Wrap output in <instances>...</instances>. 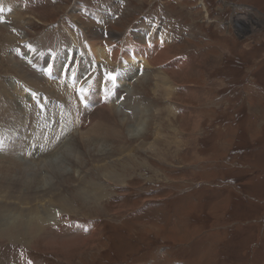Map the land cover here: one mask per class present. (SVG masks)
I'll return each mask as SVG.
<instances>
[{
  "label": "rangeland",
  "instance_id": "obj_1",
  "mask_svg": "<svg viewBox=\"0 0 264 264\" xmlns=\"http://www.w3.org/2000/svg\"><path fill=\"white\" fill-rule=\"evenodd\" d=\"M5 1L11 11L0 16V85L8 91L0 93V104L10 98L31 106L43 94L47 107L35 105L37 109L46 117L61 112L65 119L69 111L58 106L63 103L74 110L71 102L77 94L63 82L62 70L72 76V67H82L80 61L89 58L93 60L87 75H93V68V72L97 68L109 72L112 68L106 64L112 62L111 45L125 48L128 36L142 46L156 36L165 48L160 45L143 54L154 66L146 67L142 57L138 64H132L135 59L130 57L121 62L133 70L128 82L148 103V113L154 112L155 120L150 117L152 125L149 123L144 137L123 139L125 131L122 141L108 142L105 148L110 157L103 161L112 164L108 170L95 168L100 150L93 156L80 155L75 165L64 162L70 176L56 191L70 199L88 195L81 203L73 202L75 211L70 215L87 230L69 228L56 215L58 223L49 225L41 243L29 237L18 241L1 238L0 264H264V0ZM88 41H96L104 56L94 46L91 50ZM65 47L66 53L72 52L57 66V55ZM164 52L167 58L162 62L163 56L157 57ZM35 60L43 64L41 69L31 65ZM51 65L56 71L51 76L59 79L43 73ZM156 77L173 95L156 87ZM94 89L89 96L94 110L82 114L77 102L76 110H71L80 119L69 115L64 122L56 116L66 141L79 139L113 106L111 100H100L99 92L104 89L100 84ZM125 104H118L123 107L119 109L133 115L132 106ZM156 138L158 145L148 149ZM120 146L126 148L122 154ZM110 170V175L119 178L108 177ZM83 176L85 181L79 179ZM89 179L105 185L101 201L89 197L86 187L94 184ZM79 190L86 192L82 195ZM4 199L11 205L17 200ZM47 200L46 206L41 200L32 204L43 211L46 207L47 214L63 210ZM14 207L5 210L14 217L10 223L17 217ZM23 220L29 221L28 217ZM49 232L63 233L60 237L68 245Z\"/></svg>",
  "mask_w": 264,
  "mask_h": 264
},
{
  "label": "bare ground",
  "instance_id": "obj_2",
  "mask_svg": "<svg viewBox=\"0 0 264 264\" xmlns=\"http://www.w3.org/2000/svg\"><path fill=\"white\" fill-rule=\"evenodd\" d=\"M10 11H11V7L9 6V4H7V1L1 0L0 1V16L9 15ZM242 26L244 29L249 28L248 26H245V25H242ZM155 37L156 36H154L153 38H150L149 40L147 39L148 42H146L147 44L144 42L146 44L144 46H142V44L140 45V44L135 43L134 42L135 40L130 36L127 37V41H124L126 44L125 48H124V46L119 47L118 44L111 45V48L109 49L111 57L110 56L109 57L111 58L110 61H112V62L111 63L107 62V64L104 63V65L106 64V66H109L112 69L110 68L111 70L109 72H106V74L102 73L99 78L95 79V82H96V84H102V79L105 81L104 82L105 89L102 91L101 95L105 94V92L110 87L113 88L112 92L115 93V95H112V93H111L112 96H111V101H110L111 102L110 104L112 105V103H113V106H111L109 111H106L107 113L105 115L102 114V118H101L100 122H98L97 124L94 123V126L89 131H87L85 134H83L82 136L80 135L79 139L74 138L72 141H66L65 140V138H66L65 129H63L62 127H59L60 121L58 122V120L56 119L57 115H55L54 113H51V115H52L51 120L50 119L46 120L45 117L42 115V113H40L39 110L34 105L29 106L30 105L29 104L28 106H26V104H22V103L18 104L16 102V100H14V101L12 100L13 102L11 100H9L10 98L8 100H6V102L4 101L5 102L4 104L1 103L3 105L0 107V137H3V134L7 135V137L5 139H2L1 144H0V218L2 219V220L1 219L0 220L2 221L1 223L4 224V226H2V227L0 226V239L1 238L2 239L7 238V239L12 240V241H14V240L18 241L19 238L20 239L21 238L26 239V237H29L30 240H32L35 243L36 242L38 243L40 241H44L46 238L45 233L47 231H49V225L53 226L54 223H58V222H56V220H54L56 215L60 216L58 218L59 223H66V224H68L69 228L78 229L81 232L87 230L88 227L85 224H83L81 220H77V219L73 220V218L70 217L72 212L75 211L74 210L75 205H73V202L78 200L81 203V201H83L86 197H88L87 194L83 195V193L85 194L86 190L89 191V193L91 194V195H89V197L92 196L93 200L100 199L101 196L105 192V188H104L105 185L100 186L101 183L98 185L99 181H96V183H94L92 180L89 179L88 181L89 182L92 181L94 184L89 183L87 181V183H89L90 185L85 184V186L87 185V187H86L87 189L85 188L86 189L85 192L83 191L84 190L83 187H85V186L81 187L83 190H79V191H82L80 193L84 197H82V196L81 197H75L73 195L74 196L73 199L67 198L65 193H63V192L59 193L58 192L59 190L56 191L60 187L66 185V183L64 184V182L70 176L69 175L70 173L68 172L69 170L67 171L66 167L64 166V162H65V160H67V162L70 166H71V164L75 165L76 164L75 162L80 159L79 158L80 155H85V154L87 155L88 154L90 156H93L97 150L98 151L100 150L99 152L97 151L98 152V154H97L98 155L97 156L98 157V164L96 166L95 165L94 166H95V168H104V169L108 170V168H110L112 166V164H111V166H109V164H105V162H103L104 160H106V158L108 159V157H110L109 156V154L111 153L110 150H107V148H105V147H107L108 142H110V145H113L114 143L120 142L125 138H130L131 140L136 141V140L140 139V136H142V135H144V133H146V130L148 129V126H149V123L151 120L150 117H152V113L154 114V112L152 111L151 114L148 113V110H149L148 103L141 96L138 95L139 93L137 92V88H135V87L132 88L131 83L128 82L129 81L128 80L129 75L131 76V72L133 70L130 68L122 66L121 62L126 61L127 60L126 57L127 58L130 57L131 59H135L134 61H132V64H135V63L138 64L139 63L138 57H142L145 60L144 64L146 67L147 66H154L156 63L152 62L153 60H151V59H150L151 60L150 61L149 57L146 59L143 54H145V55L148 54L150 51L155 50L157 47H160V45L162 47H164L163 44L159 41V38L158 37L155 38ZM87 43L91 44V46H88L91 50H93L92 47L94 46V49L96 48V50L98 52H100V54H101L100 57L104 56V54H105L104 51L102 50V48L98 45V43L96 41L94 43L88 41ZM86 45L87 44H85V46ZM66 50H67L66 47L62 48V50L60 51L61 53L57 55L58 56L56 59L57 60V62H56L57 66L60 64L61 60L64 59L68 55V52L66 53ZM167 52L168 51H166V54H167ZM125 54H126V56H125ZM162 56H163V58H162ZM167 56H168V54H167ZM159 57L162 58V62L163 61L165 62V60L167 58L165 56V52L161 53L157 58L159 59ZM123 58H125L126 60L124 59V61H123ZM88 59L87 60H81L80 65L82 67L77 65L76 69L72 72V74L74 73L72 76L77 78V80L81 79L83 72H85V73L89 72L90 67H91L90 66V60H93V59H90V60H88ZM105 61H107V60L105 59ZM160 61L161 60H159V62ZM126 63H128V61ZM19 65H21V64H19ZM139 65H141V64H139ZM42 66H43V64H42ZM46 66H47V64H46ZM60 67L61 66H59L58 68H60ZM29 70H31V69H29ZM98 70H101V69H98ZM160 72H162V71H160ZM26 73L27 72H25L24 74L26 75ZM158 74H160V73H158ZM25 75H23V76H25ZM144 75H145V73H144ZM23 76H22V78H24ZM30 78H28V79H30ZM99 79H100V81H99ZM25 80H26V78H25ZM42 80H43V78H42ZM161 80H162V78H161ZM49 81H51V80H49ZM156 81H157L156 87L160 90L164 89L165 90L164 94L173 95L172 94L173 91L171 93V90L168 89V86L162 87L164 85H161L160 77H158ZM22 82H23V80H22ZM24 82L26 84L28 81L27 82L24 81ZM142 82H143V80H142ZM142 82L140 81L139 83L142 84ZM171 82H172V80H171ZM23 83H21V84H23ZM28 83H30V82H28ZM36 83H38V80ZM38 84L42 88V83L41 84L38 83ZM3 86L0 85V93H6L8 91ZM5 86H7V85L5 84ZM10 86H11V84H10ZM125 86H127V87H125ZM137 86L138 85H136V87ZM12 87H13V85H12ZM17 87H19V85H17ZM123 87H124V90L122 89ZM172 87H173V85H172ZM37 88L39 89V87H36V89ZM57 88L58 87H56V89ZM9 89H11V88L9 87ZM44 90H46V89L44 88ZM57 90H59V89H57ZM61 90L64 91V89H61ZM11 91H10V94H11ZM65 91L69 92L68 88ZM154 91H158V90H154ZM46 92H48V91H46ZM93 92H95V91H93ZM93 92H92V94H93ZM124 92H127V94ZM15 93H18V92H15ZM49 93H50V90H49ZM60 93H63V92L61 91ZM60 93L59 94L56 93V94L60 95ZM21 95H20V97H21ZM57 95H55V97ZM4 96L6 97L5 94H4ZM4 96H2V97H4ZM35 96H36V94H35ZM38 96H39V93H38ZM48 96H50V94ZM123 97H124V101L122 100ZM99 98H100V96H99ZM100 100L103 103L105 102L104 99H102V98H100ZM171 100H173V99H171ZM123 102H126V104H128V105L130 104V106H132L131 110L134 111L133 115H128V114L122 113V111L119 109V107H122V106L118 105V104L123 103ZM66 104H69V103H66ZM105 105H107V104H105ZM126 107H127V105H126ZM40 108H43V107H40ZM128 108H130V107H128ZM74 110H76V109H74ZM55 111H56V107H55ZM101 111L102 110L100 109L98 113H100ZM98 113H96V114H98ZM159 116L161 117V115H159ZM98 118H99V115H98ZM94 119L96 120L97 118H94ZM153 120H155V118L153 119V117H152V122H153ZM97 121H99V120H97ZM64 122H66V121H64ZM159 122H161V121H159ZM52 125L53 126L56 125V128H54ZM150 125H152V124L150 123ZM49 126L53 127L54 129L48 128ZM157 129H159L158 135H160L162 130L160 128H157ZM95 130H99V131H98V133L96 132L95 136H92L91 133ZM125 131L127 133V136L123 135ZM14 134H16V135H14ZM122 136H124L123 139H122ZM142 137H144V136H142ZM158 140L159 139L156 138L155 142H153L150 145V148H148V149H151L153 147L155 148L158 145L156 143V141H158ZM130 145H132V144H130ZM124 146H125V144H124ZM100 147H101V149H99ZM125 147H127V146H125ZM125 147L122 146L121 148H119L118 152H121V154L123 152H125V149H126ZM143 148H144V146H143ZM140 150H142V149L140 148ZM125 156L126 155H124V157ZM129 156H132L131 153ZM63 158H64V160H62ZM131 158H133V157H131ZM133 159H135V157ZM119 162H121V161H119ZM130 162H132V160ZM112 170H110L106 173L108 177L114 176L113 175L114 173H112V175H110ZM102 171H104V170L102 169ZM102 171H100V172H102ZM102 173L105 176V173L104 172H102ZM98 176H99V174H98ZM97 178H99V177H97ZM113 178H119V177L115 176ZM70 179H74V178H70ZM75 179L77 180V178H75ZM79 179L84 180V176L79 178ZM86 180H87V178H86ZM116 181H118V180H116ZM80 183H81V181H80ZM79 191H77V192H79ZM74 194H75V192H74ZM4 198H6V199L7 198L17 199L18 201L16 200L15 203L11 202V203H13L11 205V204H8L6 201H3ZM47 198H48L47 201L50 200V203L58 204V206H60L63 210L58 211V210L53 209L51 214H49V213L47 214L45 212L46 207L44 208V211H43V209H41L39 206L40 204H38V206H39L38 209L35 205L32 204V202H34V201L41 200V202L44 204L42 206H46V203H49V202H46ZM99 201H101V199ZM93 202L94 201H92V203ZM14 204H16L18 206L17 209L15 208L16 206ZM19 204L22 205V206H20L21 211H18ZM13 207L15 208V209H13L14 210V216L15 217L17 216V217L15 218L14 221H12V223H10V219L14 218V217H12V215L10 213H7L5 210L7 208H9V210H12ZM64 211L67 213L65 216H63L64 214H62V213H64ZM68 213H70V214H68ZM19 214L21 217H19ZM25 217H28L29 221L23 220ZM18 218H20L19 220H22L21 223H19V225H17L18 223L15 222L16 220H18ZM65 219H67V220H65ZM51 220H54V222H52ZM59 225H58V227H59ZM25 226H26V228H24ZM21 228H24L25 231L24 230L19 231V229H21ZM50 234L52 236H55L57 238L56 240H59V242H63V245H68L66 242L67 240L61 238V237H63V236H61L63 233L62 234L50 233ZM50 242H52V241H49L48 243H50ZM29 243H30V241H29ZM35 247H36V245H35Z\"/></svg>",
  "mask_w": 264,
  "mask_h": 264
}]
</instances>
